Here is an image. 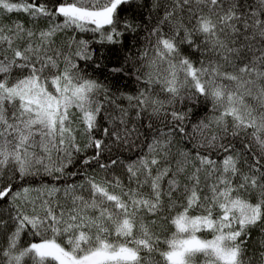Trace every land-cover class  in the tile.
Returning a JSON list of instances; mask_svg holds the SVG:
<instances>
[{
    "label": "snow or ice",
    "instance_id": "snow-or-ice-1",
    "mask_svg": "<svg viewBox=\"0 0 264 264\" xmlns=\"http://www.w3.org/2000/svg\"><path fill=\"white\" fill-rule=\"evenodd\" d=\"M13 13L0 264H264V0H0Z\"/></svg>",
    "mask_w": 264,
    "mask_h": 264
},
{
    "label": "trees",
    "instance_id": "trees-1",
    "mask_svg": "<svg viewBox=\"0 0 264 264\" xmlns=\"http://www.w3.org/2000/svg\"><path fill=\"white\" fill-rule=\"evenodd\" d=\"M17 20L23 22L26 26L30 23L28 16L23 13H13L11 14L10 19L7 15L0 17V23H3L4 25H8ZM70 34L71 33L69 30V33H66L62 37H58V40L66 39ZM79 36L80 38H84V39L92 38L91 33H83V34H79ZM93 47L97 48L99 51L104 53L105 59L104 61H102V63H115L117 57L116 53L112 51H108L106 48L101 47L99 44H93ZM97 75H99V73H97ZM194 111L197 112V115L194 117V119H203L205 117H209V118L211 117V111L205 109L203 106L197 105V108L194 109ZM160 227L163 229L165 225L161 224ZM256 239H259V237L257 236Z\"/></svg>",
    "mask_w": 264,
    "mask_h": 264
}]
</instances>
